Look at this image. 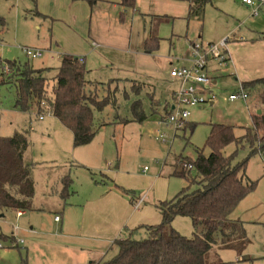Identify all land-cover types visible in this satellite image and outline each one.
Instances as JSON below:
<instances>
[{"label": "rangeland", "instance_id": "rangeland-1", "mask_svg": "<svg viewBox=\"0 0 264 264\" xmlns=\"http://www.w3.org/2000/svg\"><path fill=\"white\" fill-rule=\"evenodd\" d=\"M65 1L0 0V18L5 24L0 33V65L15 60L33 69H48L46 76L52 78L64 57H84L87 80L104 84L114 80L109 87L98 86L94 90L99 99L109 95L111 104L102 112L93 111L95 135L90 143L74 147L70 131L57 119L44 115L39 120L34 111H16L14 89L0 85V137L28 131L23 163L31 164L34 181L33 210L25 211L22 218L16 212H0V264H69L66 256L42 254L45 245L59 247L58 239L64 237L53 217H59L69 229H76L85 201L108 187L120 193L114 183L135 192L142 201L137 206L139 211L156 214L154 206L158 200H171L187 185L186 180L172 175L176 159L193 161L196 149H203L207 155L205 142L214 124L233 126L234 135L241 138L244 129L252 124L251 115L261 110L255 90L248 91L245 100H228L241 90L234 76L228 74L196 92L199 102L189 109L184 130L166 123L163 109L164 104L168 105L167 111L174 104L172 91L177 92L180 86L169 76L172 60L168 57L176 55L190 66V41L205 47L227 37L232 42L241 33L247 35L250 25L264 20L261 11L253 14L254 6L246 7L241 0H210L202 19L187 21L185 2L142 0L132 11L85 0L84 15L82 9H74L70 3L68 7ZM65 13L74 20L63 19ZM141 13H156L169 19L159 24ZM77 20L79 26H74ZM148 35L160 39L158 48L149 54L143 50V40ZM92 41L96 42L94 48ZM23 48L41 50L42 56L27 58ZM47 96L50 97V90ZM134 101L140 102L146 116L142 121L134 120L130 113ZM117 117L128 122H119ZM259 137L264 138V134ZM235 150L234 144L228 145L223 155ZM248 155V147H240L236 161H243ZM106 170L122 173L118 180L125 186L117 184L111 175L105 178L102 172ZM245 175L257 183L256 188L238 203L233 216L244 222L247 244L241 251L234 247L218 249L209 261L264 264V158L249 157ZM65 178L69 179L68 195L62 199ZM152 218L148 217V221ZM171 227L182 236L192 235L191 222L186 217H175ZM139 237L145 235L140 233ZM10 238L17 248L10 247ZM117 252V246L110 244L104 260L112 259Z\"/></svg>", "mask_w": 264, "mask_h": 264}, {"label": "trees", "instance_id": "trees-1", "mask_svg": "<svg viewBox=\"0 0 264 264\" xmlns=\"http://www.w3.org/2000/svg\"><path fill=\"white\" fill-rule=\"evenodd\" d=\"M171 1L188 3L191 17L200 16L209 3V0ZM119 4L134 11L136 0H119ZM151 19L159 23L168 21L169 17L151 16ZM4 25L0 18V33ZM159 42L158 38L150 36L144 41L143 50L151 53L158 48ZM47 72L48 69H33L27 63L6 61L0 65V85L14 89L13 109L23 113L34 111L38 118L48 114L70 131L74 147L87 145L95 135L93 111L102 112L111 104L109 95L99 99L94 90L98 86L109 87L114 80L107 84L90 82L81 58L64 57L52 78L46 76ZM240 89L244 92L255 90L261 106L259 114L251 115L252 124L244 129L245 135L237 138L233 126L211 125L205 142L207 155L203 154V149H196L193 161L182 157L175 160L172 175L186 180L187 185L171 200L155 204L159 223L126 230L125 236L113 241L118 252L112 259L91 264H224L216 259L209 261V257L216 256L218 249H244L247 244L244 223L234 219L232 214L238 203L256 188L257 183L245 175L246 160L253 155L264 158V138L259 137L264 134V78L243 82ZM49 90L50 97L47 96ZM167 108L168 105H164L165 116L169 113ZM130 113L134 120L146 118L139 101L132 102ZM117 120L123 121L119 117ZM184 122L177 129L184 130ZM27 136L28 131L22 130L10 137H0V212L12 211L17 215L33 210L32 167L23 163L28 148ZM231 144L236 150L228 156L223 155V149ZM245 145L249 155L237 162V150ZM68 185L69 179H63L62 199L68 195ZM116 187L133 204L135 192ZM178 216L190 220V237L180 235L171 227ZM140 233L145 237H139ZM9 241L10 247L17 248L13 238Z\"/></svg>", "mask_w": 264, "mask_h": 264}, {"label": "crops", "instance_id": "crops-1", "mask_svg": "<svg viewBox=\"0 0 264 264\" xmlns=\"http://www.w3.org/2000/svg\"><path fill=\"white\" fill-rule=\"evenodd\" d=\"M88 1L89 3H91L90 0ZM97 1L105 3L107 5H112L113 8L117 7V5L120 6L119 0H97ZM141 1L142 0H136V4L139 5ZM84 2L85 0L65 1L68 7L70 3L72 8L76 9L77 7L80 10L82 9L83 14L85 15L86 10L83 6L85 5ZM186 5H187V15H186L187 21H190L192 18L199 21L200 19L203 18L206 5L203 8L202 14L200 16H195V17H191L188 15L189 5L188 3H186ZM72 14H74V12ZM83 14L80 15L81 20L83 19L84 16ZM141 14L146 15L145 17L149 16L151 19V13H147V14L141 13ZM154 15L165 16V15H156V13ZM62 18L65 20L69 19V22L74 20V18L73 20L70 19L69 15L66 13L62 15ZM151 20L153 21V19ZM164 22H168V21L159 22V24ZM78 23L79 21L77 20L76 22H74L73 25L77 26ZM254 24L257 25V27L255 25H250V29H248L247 35L241 33L239 37L234 38L232 42H230L229 38L227 37L228 40L226 44L227 45L226 51L228 53L229 59L226 66L220 67L217 66V64L214 62L209 63L207 72L212 80L213 85L215 84V78H218L225 74L234 76V80L240 84V87L243 82H250L264 78V20H261L260 22H256ZM150 36H154L158 38L155 35H148V37ZM148 37H146L143 40V49H144V41ZM194 42L197 41H190V43H194ZM95 46H96V42L92 41L91 47L94 48ZM79 58H81L84 63V57H79ZM168 59L172 60V62L169 63L170 69L180 68V67H186V68L190 67V66H185L182 63L183 59L181 60V58L177 57L176 55L168 57ZM175 93L176 92L172 91V97L174 96ZM102 175L107 179L110 178L109 175H111V178L113 179L115 178V181L117 180V184L125 186L123 183H121V181L118 180V176L122 175V173L116 174L113 172H109V170H106L102 172ZM111 181L113 182L112 179ZM113 186H117V185L114 183ZM158 201H163V200H158ZM140 202L142 203L141 199L135 196L133 204H131L126 197L116 192L113 187H108L105 191H103L99 195L93 197L90 200L85 201L80 213V220H79L80 223L76 229L73 230L69 229L68 224L64 225L63 223H61V219L59 217H58L59 218L58 221L54 220L55 216L53 217V222L56 224H60L59 231L61 230V232H64L63 233L64 237H59L62 238V240L58 239L59 247H53V246L48 247L47 245H45L42 254L66 256L70 260L69 264H91V263H98L104 261V254L106 250L110 248V244H113L115 238H117L120 234L124 236L126 235V230L133 229L140 225H155L159 223L160 216L158 213L148 215L143 210L139 211L140 208L137 209L136 205L140 204ZM149 213H153V212L149 210ZM24 214L25 212H20V215L19 216L16 215V216L22 218ZM151 216H153L154 219ZM148 217L152 219L148 221ZM232 217L234 219H238L234 217L233 214ZM49 244L51 245L55 243H49ZM61 244L64 245L62 246Z\"/></svg>", "mask_w": 264, "mask_h": 264}, {"label": "built area", "instance_id": "built-area-1", "mask_svg": "<svg viewBox=\"0 0 264 264\" xmlns=\"http://www.w3.org/2000/svg\"><path fill=\"white\" fill-rule=\"evenodd\" d=\"M246 6H254L253 14L257 15L259 11L264 13V0H241ZM228 38H225L218 44H209L203 47L198 43H190V56L192 58L190 67H180L170 69L169 76L179 82V89L174 94V104L169 107L168 115L165 122L174 126L177 129L182 122L189 116V109L194 108L199 100L195 97L196 92L203 87L210 86L212 80L208 75L207 68L209 63L214 62L217 66L223 67L227 65L229 56L226 51ZM27 58L35 59L42 56V51L37 49L24 48L22 49ZM247 98L246 92L242 89L233 95H230L228 100L233 102ZM48 116V114H46ZM43 116L39 117L42 120ZM188 168V167H187ZM144 171L146 168L143 169ZM138 205H136L137 207ZM20 213H17L19 216ZM58 221L57 216L54 217Z\"/></svg>", "mask_w": 264, "mask_h": 264}, {"label": "water", "instance_id": "water-1", "mask_svg": "<svg viewBox=\"0 0 264 264\" xmlns=\"http://www.w3.org/2000/svg\"><path fill=\"white\" fill-rule=\"evenodd\" d=\"M259 113H260V110L257 111V114H259Z\"/></svg>", "mask_w": 264, "mask_h": 264}]
</instances>
